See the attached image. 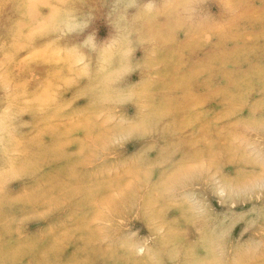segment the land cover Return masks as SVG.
<instances>
[{"label":"clouds","instance_id":"1","mask_svg":"<svg viewBox=\"0 0 264 264\" xmlns=\"http://www.w3.org/2000/svg\"><path fill=\"white\" fill-rule=\"evenodd\" d=\"M0 264H264V0H0Z\"/></svg>","mask_w":264,"mask_h":264}]
</instances>
